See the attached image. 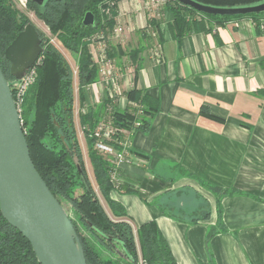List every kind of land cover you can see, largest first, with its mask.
<instances>
[{"label": "crops", "instance_id": "obj_1", "mask_svg": "<svg viewBox=\"0 0 264 264\" xmlns=\"http://www.w3.org/2000/svg\"><path fill=\"white\" fill-rule=\"evenodd\" d=\"M108 4L112 27L137 37L127 51L107 49L142 48L136 70L127 55L109 57L127 70L110 105L134 108L133 87L158 105L146 131L130 132L110 198L134 227L154 221L177 264H264V16L204 18L202 30L176 37L165 3ZM87 94L89 104L107 97L100 77ZM218 219L225 230L207 244Z\"/></svg>", "mask_w": 264, "mask_h": 264}, {"label": "trees", "instance_id": "obj_2", "mask_svg": "<svg viewBox=\"0 0 264 264\" xmlns=\"http://www.w3.org/2000/svg\"><path fill=\"white\" fill-rule=\"evenodd\" d=\"M27 1V8L46 25L58 44L76 54L74 76L59 47L37 29L42 61L37 66L34 81L23 95L19 115L36 170L51 193L61 204H67L73 213L74 218L66 211L81 243L86 264H177L154 221L134 227L123 206L110 198L109 192L115 186L110 175L115 167L111 160L94 149V138L89 135L107 112L116 128L132 132L137 129L146 131L158 111L156 100L135 87L127 90L125 95L128 101L142 106L140 115H136L135 108L121 109L110 105L107 97L99 104L87 103V86L99 78V69L92 60L87 38L101 30L107 33L106 28L111 29L113 19L108 18L104 11L110 7L108 3L115 0H47L43 5ZM196 1L214 6H232L260 0ZM164 9L173 15L172 27L176 37L192 30H202L204 18L222 23L239 17L202 14L176 0H167ZM88 11L94 15L92 26L82 24ZM247 16L259 18L264 13ZM29 22L30 19L16 9L12 0H0V66L10 83L16 80L9 73V62L4 58L3 51ZM141 49L137 46L126 54L109 48L107 56L120 58L127 55L136 63V70ZM75 79L79 105L85 106V111L79 113V124L83 128L93 179L85 166L74 120ZM11 90L14 96V85H11ZM136 122L138 125H135ZM125 191L136 192L130 187ZM217 226L207 231L206 241L219 230H225L219 219ZM101 251L117 252V255L114 259L104 258ZM0 264H39L28 240L5 220L1 212Z\"/></svg>", "mask_w": 264, "mask_h": 264}, {"label": "water", "instance_id": "obj_3", "mask_svg": "<svg viewBox=\"0 0 264 264\" xmlns=\"http://www.w3.org/2000/svg\"><path fill=\"white\" fill-rule=\"evenodd\" d=\"M43 5L47 0H30ZM202 14L242 16L264 13V0L214 6L196 0H176ZM84 26L94 25L88 11ZM37 28L27 23L4 49L10 83L0 66V212L30 243L39 264H86L76 231L61 202L36 170L30 157L19 111L11 90L42 52ZM82 181L85 183L83 175Z\"/></svg>", "mask_w": 264, "mask_h": 264}, {"label": "built area", "instance_id": "obj_4", "mask_svg": "<svg viewBox=\"0 0 264 264\" xmlns=\"http://www.w3.org/2000/svg\"><path fill=\"white\" fill-rule=\"evenodd\" d=\"M167 0H144L146 4L153 6H161L166 3ZM27 0H13V4L22 10L27 9ZM123 32L122 25L117 22L114 26L107 31L103 30L89 36L87 41L90 46L95 45V50L90 49V54L94 63L97 64L99 69L100 83H104L105 90L107 92V98L114 100L116 95H120V86L117 79V74L115 70V65L112 60L107 56V45L108 39L112 36H119ZM52 42V39H49ZM160 56V52L157 53V57ZM42 55L36 58L33 65L26 71L25 75L14 85V100L16 103L17 110L20 111V104L24 93L26 92L28 86L34 81L36 77L37 66L41 64ZM74 76H76V68L73 70ZM136 109V115H140L142 112V106L138 103H132ZM85 111V106L80 107L79 113ZM102 120V119H101ZM91 130L89 135L94 138V149L106 159L111 160L114 164L115 169L111 173V179L115 184V172L118 165H121L128 160H126L127 151V140L130 134L129 131L125 129L116 128L109 116L108 120H102ZM79 122V115H78ZM80 125V124H79ZM135 125H138L136 122ZM81 127V126H80ZM83 131V128L81 127ZM84 134V133H83ZM121 134V135H120Z\"/></svg>", "mask_w": 264, "mask_h": 264}, {"label": "rangeland", "instance_id": "obj_5", "mask_svg": "<svg viewBox=\"0 0 264 264\" xmlns=\"http://www.w3.org/2000/svg\"><path fill=\"white\" fill-rule=\"evenodd\" d=\"M12 2H13V0H12ZM16 9L21 11L23 14H25L30 19V21L34 24V26L37 29H39L45 36L49 37V39H52L51 43L56 45L57 47H59V49L61 50V52L65 56V58L68 60L70 66L72 67V70H74L76 68V55L70 53V51L64 49L62 46H60L58 44L56 38L50 35L46 25H43L42 21H40L39 19L36 18L35 14L32 10H30L29 8L20 10L17 7H16ZM136 37H137V34L133 31H130L128 33H122L119 36H112L107 41L112 43V44L119 43L124 48V50L127 51L131 46H133L136 43ZM90 49L95 50V45H91ZM116 74H117V79L119 81L120 92L123 94L124 93L123 82H124V79L126 77L127 70L124 66L121 65L120 70L116 69ZM120 95H116V97L119 98ZM74 96H75V99H74L75 100V102H74V120H75L76 129H77V134H78V138H79V141H80V144L82 147V151L84 153L85 166H86L87 172H88L90 178L93 179L91 166H90V163H89V160L87 157V152H86L85 137H84L83 131L81 130V127H80L79 122H78L79 109L81 106L79 105L78 97H77L76 79L74 81ZM116 97L114 98L112 103L115 102ZM108 119H109V113L107 112L104 114L102 120H108ZM62 206L64 207L65 211H67V213L71 217L74 218L73 213L71 212L68 205L63 203ZM206 243L208 244L209 240L206 241ZM116 245L118 248H120L118 244H116ZM207 246H208V251H210L209 245H207ZM116 255H117V252L115 253V252H102L101 251V256L104 258H113L114 259L116 257Z\"/></svg>", "mask_w": 264, "mask_h": 264}]
</instances>
